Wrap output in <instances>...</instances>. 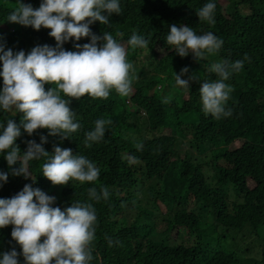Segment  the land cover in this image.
I'll use <instances>...</instances> for the list:
<instances>
[{
    "label": "trees",
    "instance_id": "trees-1",
    "mask_svg": "<svg viewBox=\"0 0 264 264\" xmlns=\"http://www.w3.org/2000/svg\"><path fill=\"white\" fill-rule=\"evenodd\" d=\"M209 2L215 4L213 24L196 14ZM19 3L38 8L41 0H0V24L8 26L0 36L4 49L27 55L36 46L56 47L50 29L7 21ZM119 3L122 12L108 16L109 24L96 21L89 27L97 36L108 32L126 44L136 77L131 94L121 97L113 90L107 99H71L74 121L81 125L78 131L61 138L38 129L29 136L21 127L15 141L23 155L27 141L41 143L45 136L46 151L59 146L85 156L100 169L98 180L53 185L42 175L44 157L28 161L29 177L13 175L20 162L10 168L0 153V172L8 174L7 181L0 182V198H12L29 184L54 196L52 206L61 210L75 202L92 203L97 222L89 264H264V0ZM172 25L192 27L197 35L212 32L222 47L207 54L212 60L206 56L196 61L191 53L181 57L166 43ZM133 31L149 41L148 48L132 49L128 40ZM89 42V37L70 38L62 48L79 51L75 44ZM222 61H243V67L225 81L233 89L226 102L231 115L217 119L203 113L199 88L219 79L210 68ZM183 68L188 71L181 76L196 80H189L182 102L169 98L165 103L157 87L182 91L175 74ZM8 119L19 125L22 114L0 109V123ZM98 119L112 123L102 140L86 145V133ZM236 141L242 145L231 148ZM93 187L97 192L106 187L108 199L91 200L88 190ZM11 230L12 225L0 228V254L13 248L21 252ZM107 237L119 243L109 246ZM17 258L24 264L22 255Z\"/></svg>",
    "mask_w": 264,
    "mask_h": 264
},
{
    "label": "clouds",
    "instance_id": "clouds-1",
    "mask_svg": "<svg viewBox=\"0 0 264 264\" xmlns=\"http://www.w3.org/2000/svg\"><path fill=\"white\" fill-rule=\"evenodd\" d=\"M214 11L215 4L209 2L196 14L200 21L213 24ZM105 12L107 15L102 14ZM121 12L119 0H41L38 8L19 3L8 15L10 23L31 26L35 30L50 29L48 34L56 41L54 48L46 44L36 46L27 55L23 50L15 53L5 50L0 44V77L3 80L0 109L22 114L19 125L12 119L6 124L0 123V153L5 154L10 168L20 162L19 168L12 169L13 175L29 177L28 161L44 157L42 175L53 185H66L71 180L80 183L98 180L100 169L85 156L74 155L70 148L59 146H54L51 153L46 151L42 147L45 136L40 137L41 143L27 141L23 155L15 141L21 135V127L29 136L38 129H47L49 135L59 134L61 138L78 131L81 125L74 121L75 113L69 107L71 99L79 100L85 95L107 99L113 90L121 97L131 94L136 77L126 48L111 33L97 36L89 27L96 21L109 24L108 16ZM122 35L116 33V36ZM83 37H89L90 42L82 46L75 44L79 51L62 48L70 38L79 41ZM98 41L102 43L98 45ZM166 43L173 46L179 56L191 53L193 59L199 61L207 54L218 52L223 42L212 32L197 35L192 27L172 25ZM128 44L132 49H145L149 41L133 31ZM242 67L243 61L231 64L222 61L211 66L210 72L219 79L200 84L205 115L217 119L231 115V110H226V102L233 89L225 81ZM187 71V68L181 69L180 75L175 74V81L180 87L189 89V80L196 78L181 79ZM45 84L55 87L45 90ZM111 123V119H98L94 130L86 133V145L102 140L106 126ZM136 148L141 150L142 144L137 143ZM7 179L8 174L0 172V182ZM88 193L96 202L109 197L106 187H101L99 192L93 187ZM55 199L29 184L12 198H0V228L12 225L11 237L21 249L20 253L13 248L0 254V264H19V255L23 256L24 264H89L93 259L96 209L92 203L75 202L61 210L52 206ZM106 239L109 246L119 243L110 237Z\"/></svg>",
    "mask_w": 264,
    "mask_h": 264
},
{
    "label": "rangeland",
    "instance_id": "rangeland-1",
    "mask_svg": "<svg viewBox=\"0 0 264 264\" xmlns=\"http://www.w3.org/2000/svg\"><path fill=\"white\" fill-rule=\"evenodd\" d=\"M7 32H8V26H5L4 24H0V36L2 34H6ZM122 45L126 48V44H122ZM206 56L209 60H212V57H210V55H206ZM181 79H186V78L181 76ZM134 80H133V82H134ZM160 87H162V85L158 86L156 91L157 92L159 91V93L162 96H164V98H166V99L173 98V100H175L177 102H182L183 96H184L183 92L186 90V88H182V91H179L176 93V92H174L173 89H170L167 85H164V87H162V88H160ZM187 91H188V89H187ZM241 145H242V141H236V142H234V144H232L231 148H238ZM164 227H165V225H160L159 229L164 228Z\"/></svg>",
    "mask_w": 264,
    "mask_h": 264
}]
</instances>
